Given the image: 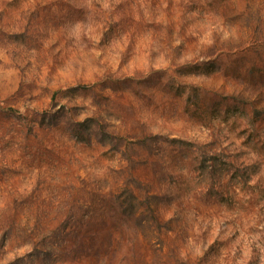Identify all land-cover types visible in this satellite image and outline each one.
Instances as JSON below:
<instances>
[{
    "label": "rangeland",
    "instance_id": "rangeland-1",
    "mask_svg": "<svg viewBox=\"0 0 264 264\" xmlns=\"http://www.w3.org/2000/svg\"><path fill=\"white\" fill-rule=\"evenodd\" d=\"M0 264H264V0H0Z\"/></svg>",
    "mask_w": 264,
    "mask_h": 264
}]
</instances>
